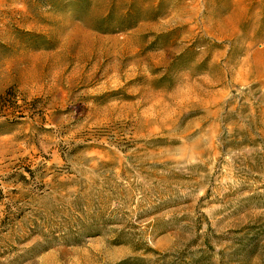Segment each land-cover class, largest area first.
<instances>
[{"label": "rangeland", "instance_id": "374dc122", "mask_svg": "<svg viewBox=\"0 0 264 264\" xmlns=\"http://www.w3.org/2000/svg\"><path fill=\"white\" fill-rule=\"evenodd\" d=\"M0 264H264V0H0Z\"/></svg>", "mask_w": 264, "mask_h": 264}]
</instances>
